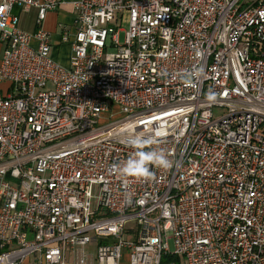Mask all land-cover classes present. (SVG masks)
<instances>
[{"label":"built area","instance_id":"1","mask_svg":"<svg viewBox=\"0 0 264 264\" xmlns=\"http://www.w3.org/2000/svg\"><path fill=\"white\" fill-rule=\"evenodd\" d=\"M58 3L0 0V264H264V0H78L67 67Z\"/></svg>","mask_w":264,"mask_h":264},{"label":"crops","instance_id":"2","mask_svg":"<svg viewBox=\"0 0 264 264\" xmlns=\"http://www.w3.org/2000/svg\"><path fill=\"white\" fill-rule=\"evenodd\" d=\"M58 6L48 11L42 28L48 33L50 41V56L63 66H69L71 55V42L75 30L74 4L78 0H58ZM37 10L32 8L27 13L20 14V26L25 32L32 33L36 30ZM65 37V39H63ZM32 46L37 45V40L31 38ZM1 56V44H0ZM6 84H0V89ZM32 264V263H31Z\"/></svg>","mask_w":264,"mask_h":264},{"label":"clouds","instance_id":"3","mask_svg":"<svg viewBox=\"0 0 264 264\" xmlns=\"http://www.w3.org/2000/svg\"><path fill=\"white\" fill-rule=\"evenodd\" d=\"M129 143L135 151L122 166H118L121 174L148 179L153 176L151 166L165 169L171 166V161L165 151L159 147H152L158 145L155 137H132L129 139Z\"/></svg>","mask_w":264,"mask_h":264},{"label":"rangeland","instance_id":"4","mask_svg":"<svg viewBox=\"0 0 264 264\" xmlns=\"http://www.w3.org/2000/svg\"><path fill=\"white\" fill-rule=\"evenodd\" d=\"M120 38H122V37L120 36ZM93 194H94V197L92 198V206H94L96 203V195L98 194V190L94 189ZM123 262L127 264V262L124 259H123Z\"/></svg>","mask_w":264,"mask_h":264},{"label":"trees","instance_id":"5","mask_svg":"<svg viewBox=\"0 0 264 264\" xmlns=\"http://www.w3.org/2000/svg\"><path fill=\"white\" fill-rule=\"evenodd\" d=\"M168 260H175L174 257H167Z\"/></svg>","mask_w":264,"mask_h":264}]
</instances>
